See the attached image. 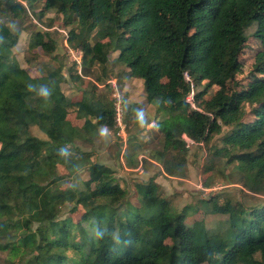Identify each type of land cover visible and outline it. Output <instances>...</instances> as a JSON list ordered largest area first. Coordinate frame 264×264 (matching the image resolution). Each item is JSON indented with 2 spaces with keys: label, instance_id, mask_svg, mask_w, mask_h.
<instances>
[{
  "label": "trees",
  "instance_id": "obj_1",
  "mask_svg": "<svg viewBox=\"0 0 264 264\" xmlns=\"http://www.w3.org/2000/svg\"><path fill=\"white\" fill-rule=\"evenodd\" d=\"M21 1L32 7L35 0H0V252L24 264H264V203L246 207L211 193L200 204L207 213L227 215V226L198 236L187 227L196 209L172 208L153 177L136 185V203L114 171L99 162L88 161V196L54 185L62 177L52 176L45 161L73 173L89 156L65 150L85 137L67 115L89 117L115 132L113 99L66 96L64 66L48 31L32 30V53L23 55L22 65L13 52L20 29L13 33L3 21L26 15ZM46 10L62 14L67 43L80 48L84 60L103 61L117 50V61L142 80L146 101L168 113L158 121L163 145L153 155L167 175L184 174L189 147L182 133L206 146L229 127L212 154H229L226 163H235L243 185L261 191L264 51L254 66L263 77L236 89L235 73L248 39L264 42V0H45L37 17ZM93 30L105 41L91 45ZM38 49L51 55L49 67L32 74ZM70 80L79 79L71 73ZM190 83L195 108L186 101ZM212 85L218 89L200 101ZM247 102L255 103L253 119L244 121ZM125 120L128 128L141 122L134 112H126ZM33 126L45 138L33 135ZM67 204L69 212L81 206L78 221L60 217Z\"/></svg>",
  "mask_w": 264,
  "mask_h": 264
},
{
  "label": "rangeland",
  "instance_id": "obj_2",
  "mask_svg": "<svg viewBox=\"0 0 264 264\" xmlns=\"http://www.w3.org/2000/svg\"><path fill=\"white\" fill-rule=\"evenodd\" d=\"M25 6L26 15L20 17L3 18V21L8 25L9 29L15 33L20 29L17 43L13 47L15 56L20 57L22 65L26 63L23 60V55L32 53L28 50L29 41L31 40L32 30L36 27L39 31H48L50 36L56 40L54 53L60 59L63 66L68 68L72 62L68 60L66 50L63 44L64 38L68 35L69 27L64 25L63 20L54 23L50 18L44 17L41 19L37 17L38 10L28 7L25 2L21 1ZM56 13L55 11H51ZM50 26H55L53 29H48ZM255 24H251L246 33L251 34L254 30ZM64 30L65 33L62 31ZM66 34V35H65ZM264 51V42L255 38H249L245 48L240 54V67L235 73L236 89L246 88L247 85L263 75L254 70L257 54ZM35 56L34 66L31 68L32 74H37L39 69H46L47 61L51 55H46L40 49ZM66 82V81H65ZM64 83L63 89L67 87ZM203 88V83L198 87L199 90ZM218 89V86L212 85L207 88L206 93L200 98V101H205ZM112 91V90H111ZM109 88L106 91V97H111ZM115 90H113L114 92ZM112 99V97L110 98ZM125 103H128L125 101ZM195 104V103H194ZM255 103H245L246 114L244 121L253 119L252 106ZM154 110L150 113L149 119L154 121L151 126H148V135L150 140L145 145L135 147L134 142L130 144L129 148L125 149L122 154L120 138L116 135L113 136L108 131L104 134L98 135L93 141L85 136L77 140L78 145H68L65 150L68 153L75 155L89 154L88 158L81 164H78L77 169L71 173L65 170L62 164L54 163L53 166L49 161L45 164L49 166L52 176H61L62 178L54 183L57 188L73 187L76 190L84 191L88 196L92 191V186L85 184L88 179V164L90 162H99L107 165L114 171V175L119 182H123L128 190L129 200L132 203L137 202L136 185L138 183L146 182L150 177L157 179L158 193L165 197L172 208L177 211L185 206L194 207L197 212L193 211V216L187 220L188 229L195 235L202 236L207 233H214L223 230L227 226V215L218 213H207L200 204V200L209 196L211 193L220 194V201L224 198L229 199L231 202H240L246 207L256 206L264 203V180L262 182L261 191L253 192L249 190L242 182V174L234 167L235 163H226L228 155L214 156L212 154L213 146H221L220 137L222 134L229 130V127H223L222 133L214 135L209 143L205 146L198 143L190 144L186 155V166L183 176H169L165 172L162 173L160 169V162L157 161L153 155L156 151L162 149V131L158 124L166 113L159 110L157 105H154ZM149 115V114H148ZM148 115L143 117H147ZM152 115L154 118L152 119ZM129 116H127V119ZM125 120V118H124ZM149 121V120H148ZM156 121V122H155ZM126 122V120H125ZM147 121L140 122L135 127L128 128L126 126V134L130 137L133 133L139 132L140 129H146L145 124ZM101 131V130H100ZM31 133L40 138H45L35 126L31 127ZM114 133V131H113ZM131 140V139H130ZM128 140V142H130ZM229 152H235L231 150ZM139 156V157H138ZM159 165H158V164ZM162 167V166H161ZM128 168V169H126ZM157 177V178H156ZM211 185V186H206ZM210 188H215L211 191H205ZM222 202V201H221ZM19 207L21 210L25 209V202L20 199ZM71 205L63 207L61 211V218L70 217L72 221H78L81 214V206L73 212H69ZM0 264H24L17 257L8 255L7 252H0ZM207 264V263H203Z\"/></svg>",
  "mask_w": 264,
  "mask_h": 264
},
{
  "label": "crops",
  "instance_id": "obj_3",
  "mask_svg": "<svg viewBox=\"0 0 264 264\" xmlns=\"http://www.w3.org/2000/svg\"><path fill=\"white\" fill-rule=\"evenodd\" d=\"M44 1L45 0H35L31 8L38 11L41 10L43 8ZM51 11L53 10L44 11V17L50 18L54 21V23H58L60 19L62 20V14L58 12L53 13ZM53 28H55V26L48 27V29ZM88 39L91 45L95 41H105V39H100L98 37L96 30H93L90 33ZM117 56L118 51L111 50L103 61L96 59L91 62H88L83 59L80 74L77 73L75 67L73 68L74 71H69L67 70V68H65V66L62 69V74L65 77V85L67 86L65 87L64 92L66 96H68L72 100H78L82 97H88L92 100L111 98L114 88H117L120 94L122 95L123 121L125 123V132L127 123L125 122L124 118L126 112H134L135 115L141 118V122L145 123L147 121V123L145 124L146 129L142 128L139 132L133 133L130 137H128V135L126 134L127 142L125 143L124 147L122 139L115 132L113 133L112 131L113 136L116 135L121 140V151L123 154L125 149L129 148L130 144H132L133 142L135 144L134 146L138 147L140 145H145L150 140L147 128L148 126H151V124L154 123V121L149 119V116L151 115L150 113L155 111V107L152 103H148L145 99L142 80L140 78L130 76L129 69L123 63L117 61ZM71 73L77 76L79 80L71 81ZM108 88L110 91L112 90L110 92L111 97H106L108 95H105ZM125 101H127L128 103H125ZM143 115H148V118H144ZM67 118L73 125L80 127L83 132V135L87 136L88 139L91 138L90 140L92 141L98 137L99 133L104 134L108 131V133L111 134V128L98 127L95 123V120L89 117H80L75 113H69L67 115ZM153 118L154 115H152V119ZM128 140H130V142H128ZM75 144L78 145V142H74L73 145ZM160 169L162 173H164L161 166ZM157 179L154 178L155 182L157 181Z\"/></svg>",
  "mask_w": 264,
  "mask_h": 264
},
{
  "label": "built area",
  "instance_id": "obj_4",
  "mask_svg": "<svg viewBox=\"0 0 264 264\" xmlns=\"http://www.w3.org/2000/svg\"><path fill=\"white\" fill-rule=\"evenodd\" d=\"M62 31L65 33L64 30H62ZM63 44H64V47L66 50V54L68 56V60L70 62H72L77 73L80 74V69H81V66L83 63V51L80 48H73V47L69 46V44L67 43V36H66V38H64ZM184 77H185L186 81L187 80L189 81V77H188L186 72L184 73ZM114 90L115 91L112 93V99H113V106H114V122H115V128H116L115 133L122 139L123 147H124L125 143L127 142V138H126L127 135L125 132V123L123 121L122 95L120 94V92L118 91L117 88H114ZM194 92H195V89H194L193 85L190 83V91L186 96V101L193 108H195V104L193 101ZM181 137L184 139V141L188 147L192 143H197V142H194L189 137H187L184 133L181 134ZM198 144L202 145L201 142H199ZM214 189L215 188H210V189H207L205 191L208 192V191H211Z\"/></svg>",
  "mask_w": 264,
  "mask_h": 264
},
{
  "label": "clouds",
  "instance_id": "obj_5",
  "mask_svg": "<svg viewBox=\"0 0 264 264\" xmlns=\"http://www.w3.org/2000/svg\"><path fill=\"white\" fill-rule=\"evenodd\" d=\"M42 95H44V96H47L48 95V92H47L46 89L45 90H42Z\"/></svg>",
  "mask_w": 264,
  "mask_h": 264
},
{
  "label": "water",
  "instance_id": "obj_6",
  "mask_svg": "<svg viewBox=\"0 0 264 264\" xmlns=\"http://www.w3.org/2000/svg\"><path fill=\"white\" fill-rule=\"evenodd\" d=\"M37 29H41V27H39V26H38V28H37Z\"/></svg>",
  "mask_w": 264,
  "mask_h": 264
}]
</instances>
